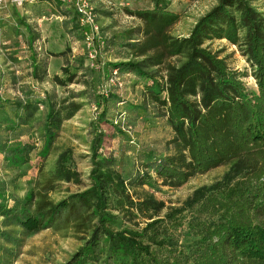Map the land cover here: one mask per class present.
Masks as SVG:
<instances>
[{
  "label": "trees",
  "instance_id": "trees-1",
  "mask_svg": "<svg viewBox=\"0 0 264 264\" xmlns=\"http://www.w3.org/2000/svg\"><path fill=\"white\" fill-rule=\"evenodd\" d=\"M170 1L151 0V7L144 9L124 8L140 22L126 33L124 47L132 59L108 66L136 75L151 103L163 109L172 133L168 153L155 158L149 152L142 170L128 179L109 160L94 159L89 186L58 202L47 196L56 183H81L70 166V149L59 153L51 181L37 192L29 191L21 202L10 205L0 185V264H11L24 238L52 229L63 216L86 235L63 264H264V15L251 0H219L186 37L178 38L169 34L179 21V15L169 10ZM55 3L62 10L72 9L59 0ZM73 18L81 34L75 14ZM17 25L25 29L31 48L34 38L28 26L22 20ZM216 40L242 51L256 93L246 92L242 81L246 73L229 69L205 46ZM179 56L183 62L169 65L165 78L151 70ZM30 62L32 79L42 82L46 64L33 52ZM77 69L75 64L63 67L62 75L51 80L67 87ZM44 104L42 146L36 154L40 171L62 124L80 105L65 100L57 104L49 94L42 99L30 89L22 99L0 96V126L7 136L0 141L4 169L16 171L30 163L36 146L21 140L19 131L32 124ZM220 167H227L220 179L194 189L180 207L163 215L162 201L136 192L145 186L178 189ZM118 219L124 226L117 230ZM186 221L193 237L188 246L178 238Z\"/></svg>",
  "mask_w": 264,
  "mask_h": 264
},
{
  "label": "rangeland",
  "instance_id": "rangeland-1",
  "mask_svg": "<svg viewBox=\"0 0 264 264\" xmlns=\"http://www.w3.org/2000/svg\"><path fill=\"white\" fill-rule=\"evenodd\" d=\"M105 41V47L95 61L87 58V49L82 35L76 28L72 11L60 10L55 0L26 1L22 5L12 0H0V96L6 100L22 99L23 92L44 99L49 94L57 104L61 101L79 104L80 109L62 124L58 137L41 171L40 160L36 156L40 150L47 107L44 104L32 124L20 129L21 140L32 142L36 151L31 161L20 170L3 168L0 155V185L5 199L10 205L19 203L29 191L37 192L52 179V173L59 153L70 149V166L80 175L81 183H56L48 193L52 202L82 191L89 186L88 175L92 161L107 159L112 167L130 178L142 170L141 164L147 154L159 158L168 153L167 141L171 130L163 116V109L157 107L146 96L144 83L136 75L120 72L121 86L109 85L110 65L131 58V52L124 45L126 33L134 28L136 21L125 14L124 8L144 9L151 7V0H89ZM219 0H171L169 10L179 15V21L169 29L173 37H186L199 17L204 15ZM251 5L264 15V0H251ZM22 20L33 35L31 48L26 43L25 29L18 27ZM205 46L224 59L228 68L247 76L242 79L248 94L256 93V86L250 76V67L242 51L225 40L206 42ZM33 52L38 62L46 64V76L42 82L32 79L30 54ZM184 58L167 59L157 70L160 78H165L166 68L179 66ZM75 64L78 67L74 82L67 87L55 85L51 78L61 76V69ZM3 118L0 112V124ZM0 126V141L6 139ZM227 171V167L214 169L204 175L190 179L178 189L143 187L138 194L146 192L164 203L162 215L170 208L182 205L192 191L209 185ZM188 219V218H186ZM124 226L121 219L115 229ZM86 235L77 224L63 216L52 229L44 230L23 239L14 250L11 264H63L83 244ZM180 243L188 246L192 240L187 221L180 230Z\"/></svg>",
  "mask_w": 264,
  "mask_h": 264
},
{
  "label": "built area",
  "instance_id": "built-area-1",
  "mask_svg": "<svg viewBox=\"0 0 264 264\" xmlns=\"http://www.w3.org/2000/svg\"><path fill=\"white\" fill-rule=\"evenodd\" d=\"M17 5H22L28 0H12ZM34 1V0H30ZM64 5L72 8L76 15V23L81 30L83 42L87 49V58L95 61L105 47L101 30L96 20L95 10L89 0H59ZM109 85L121 86L117 70H110Z\"/></svg>",
  "mask_w": 264,
  "mask_h": 264
},
{
  "label": "crops",
  "instance_id": "crops-1",
  "mask_svg": "<svg viewBox=\"0 0 264 264\" xmlns=\"http://www.w3.org/2000/svg\"><path fill=\"white\" fill-rule=\"evenodd\" d=\"M59 9L62 10L61 8H59ZM66 9H67V10H70V11H68V12H71V11H72L71 14H75V12H74L72 9L65 8V10H66ZM129 18L135 20L137 26L140 25V22H139L138 20L134 19L133 17H129Z\"/></svg>",
  "mask_w": 264,
  "mask_h": 264
}]
</instances>
